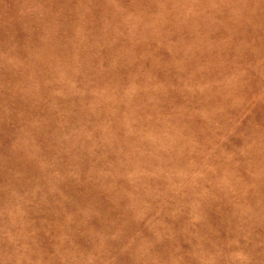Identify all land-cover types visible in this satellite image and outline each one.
I'll list each match as a JSON object with an SVG mask.
<instances>
[{"label": "rangeland", "instance_id": "1", "mask_svg": "<svg viewBox=\"0 0 264 264\" xmlns=\"http://www.w3.org/2000/svg\"><path fill=\"white\" fill-rule=\"evenodd\" d=\"M0 264H264V0H0Z\"/></svg>", "mask_w": 264, "mask_h": 264}]
</instances>
